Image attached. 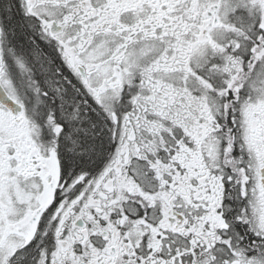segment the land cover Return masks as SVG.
Returning <instances> with one entry per match:
<instances>
[{
	"label": "snow or ice",
	"instance_id": "obj_1",
	"mask_svg": "<svg viewBox=\"0 0 264 264\" xmlns=\"http://www.w3.org/2000/svg\"><path fill=\"white\" fill-rule=\"evenodd\" d=\"M0 264H264V0H0Z\"/></svg>",
	"mask_w": 264,
	"mask_h": 264
}]
</instances>
